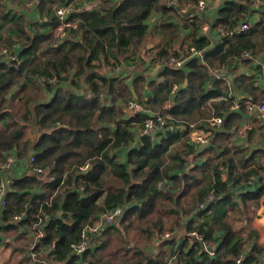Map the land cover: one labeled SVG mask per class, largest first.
<instances>
[{
    "label": "trees",
    "instance_id": "16d2710c",
    "mask_svg": "<svg viewBox=\"0 0 264 264\" xmlns=\"http://www.w3.org/2000/svg\"><path fill=\"white\" fill-rule=\"evenodd\" d=\"M5 1L0 0V46L17 43L20 49L14 61L0 57V161L8 153L17 158L34 153L44 172L11 178L0 231H28L13 221V216L28 206L27 218L20 223L32 225L38 216H47L44 235L31 244L34 252L54 263L67 260L68 264H84L77 263L78 255L70 248L81 242L82 230L97 214L123 206L119 226L128 229L135 225L150 241L165 230L160 215L163 210L178 213L182 208L185 215L209 216L197 227L191 219L187 223L188 231L201 234L203 241L193 242L185 264H199L196 255L203 242L214 240L217 230L224 233L213 251L217 250V255L225 248V252L212 258L204 251L201 260H209L207 264L255 263L263 249L255 246L240 258L246 241L238 237L232 242L240 231L232 222L250 220L245 202L259 203L264 184L255 193L242 192L243 201L237 203L229 183L261 182L264 149L252 151L235 143L241 127L237 121L244 111L230 109L231 86L227 80L212 81L204 63L191 60L188 73L167 68L156 78L144 76V69L154 59L170 52L180 55L182 49L187 52L178 26L167 20L158 33L164 44L154 58L140 57L142 48L149 51L146 21L154 12L167 11L165 0H103L93 9L76 10L70 17L80 24L77 40L56 36L57 19L50 7L53 0L38 2L41 18L31 24V29L23 13L6 10ZM254 1H228L220 8L217 23L234 27ZM226 42L229 45L223 52L222 42L211 47L206 37L193 40L197 48L205 50L209 65L225 63L241 58L243 50L264 51V19L247 32L226 37ZM132 63L140 74L130 85L117 75L107 74L110 67ZM186 80L187 86L171 96L173 85H183ZM233 84L255 98L254 81L247 75L234 76ZM134 93L141 109L131 115L127 105ZM220 96L226 99L218 100ZM170 97L173 104L164 109ZM157 114L169 115L168 124L183 129L160 131L155 138L141 135L135 142V133ZM212 117H223L224 122L221 128L212 129L210 146L200 156L210 155L201 164L195 161L188 165L184 154L194 149L182 148L179 143H186L184 137L191 123L205 128ZM28 129L30 138L26 137ZM247 133L249 138L254 134L250 130ZM124 146L130 148L126 161H121L117 149ZM219 162L229 168L226 180L218 169ZM85 163H90V169L78 174L77 168ZM186 166L183 176L175 173ZM3 176L4 169H0V184ZM68 185L72 188L67 189ZM178 188L180 193L175 191Z\"/></svg>",
    "mask_w": 264,
    "mask_h": 264
},
{
    "label": "crops",
    "instance_id": "0c3cea01",
    "mask_svg": "<svg viewBox=\"0 0 264 264\" xmlns=\"http://www.w3.org/2000/svg\"><path fill=\"white\" fill-rule=\"evenodd\" d=\"M39 1L40 0H6L5 6L8 12L20 11L21 13H23L27 19V26L29 29H31L33 26L31 24L37 22L41 18V13L38 8ZM71 1L73 2V5L77 8V10L82 11L97 7L98 3L103 0H71ZM106 1L117 3L120 0H106ZM167 1L168 0H165L164 2L165 6L167 7L166 12L164 11L154 12L153 15L146 21L148 26L146 39H147V44L149 46V51H151V48H153L154 51L153 58H154V55H156L158 48L162 44H164V40L158 36V33L161 30V23L170 20L173 21L178 26V29L180 31V39L182 41L181 44H184V46L187 48V52H184L182 49L180 55H177L174 52H170L168 54L163 55V57L175 55L180 58H185V57L187 58L190 55V48L192 46H195L193 40L197 38H201L195 35L196 30L197 29L199 30V28L196 25V21L193 23L190 22L189 16L194 14L195 20L199 19L200 17L202 19L208 17L209 20H212V22H214V19L216 17V11L215 9H209L205 13H201L198 11H190L188 13H182L177 7H173V8L168 7ZM179 1L180 4L182 5L187 0H179ZM67 3H68L67 0L66 1L53 0V3H51L50 7L53 9V11H55V16H56V7L58 5H67ZM219 17L220 15L218 12V18L216 19L215 22L216 26L223 25L221 23L219 24L217 23L220 19ZM260 18L264 19V8L262 7L261 9H256V8H251L250 6L249 12L240 20L242 21L250 20L253 23H257L258 20H260ZM223 26H227V25L224 24ZM153 33H155V35H153ZM208 38L211 42V47H213L215 44L222 42L223 52H225L226 49L228 48L229 44L226 42V38L220 39V36L216 31V27H213ZM77 39H79V37L73 40H77ZM11 49L18 55L20 46L17 45V43H15V45H13ZM252 55L256 56L260 60L261 62L260 65H257L252 60L247 61L244 57H242V53H241V58H237L235 60L230 58V60H228L225 63L215 64V65H209L205 57L203 58L190 57L187 58L185 67L183 68L172 67V66H160L159 64L162 58L159 57L158 59H154L153 62L148 63V65L144 69L145 71L144 76L148 80L156 78L161 70L164 71L167 68L178 69L184 71L185 73H188L191 71V67L189 64L190 61L196 59L198 62L204 63L206 65V67L208 68V72L210 74V78L212 79V81H215L214 76L211 73L210 69L212 67L222 68L225 71L226 77L220 81H226V80L228 81L229 85L231 86L230 95L232 94L233 96V102H231L230 109L232 111L233 110L244 111L242 114L243 115L242 118L237 121L238 125L243 126L245 123H249L251 125L250 131L254 132L251 138H249L247 133V135H245L242 139H239L238 137V139L235 140V143L240 144L241 146L244 147L249 146L252 151L259 148L264 149V121L256 113H250L246 107V103L250 100L258 101L259 99L260 100L264 99V51L252 52ZM115 68L123 69L119 77H121V79L124 80V82L128 83L129 85L132 84L133 80L140 74L139 67L134 63L129 65L121 64ZM255 73L257 75H255ZM240 74H245L248 77H250L251 82H252L251 76L256 77V79L253 80L254 81L253 86L256 87V93H255L256 96L254 99L252 98L251 95H248L249 93L247 91L237 90L235 84H233L234 76H239ZM108 75L116 76L115 74L113 75L109 74V72ZM187 84H188L187 80L184 82L183 85L182 84L180 85L179 83H175L173 85L170 95L176 96V93L178 92L180 87L181 86L186 87ZM145 93L147 94L148 91H146ZM245 96H248V98L244 99ZM222 99H226V98L222 96L218 98V100H222ZM131 100H136L138 103L136 93H134V96ZM167 101H170L173 104L172 99L170 97L164 102L163 105L164 109H165V103ZM127 112H128V105H127ZM193 124L197 125V123H193ZM180 128L182 127L180 126ZM176 129L178 128H175L173 130ZM189 131L190 130L188 129V133L187 135H185L186 138L184 137V140L186 139V143L184 141L183 143H179V145L182 146V148L190 149L191 147L192 149H194V151L189 150L184 154V158L187 160L188 165H190L191 163H195V161L196 163L201 164L203 162V159L206 158L208 155H210V153L205 154V156H200V155L204 151H206V149L210 146L211 142L209 141L208 147L206 149L200 151L201 146L195 144L194 141H192L191 137L189 136ZM159 133L160 131L154 133L151 137L155 138ZM135 140L138 141L140 140V136L138 135V132L135 133ZM129 148L130 146H124L120 149H117V155L119 156L121 161H126L127 152ZM216 149L222 150L217 147ZM31 154L29 153L28 157ZM22 158H26V156H23ZM256 158L260 160V156H256ZM218 169L222 175V178L224 180L228 179L227 177L229 174V168L223 165L221 162H219ZM186 170H187V166L183 169H179L175 173H177V175L183 176ZM20 173H21L20 164H17L16 166L12 167L9 171H6V174H8L11 178L21 177L24 175V173L22 175ZM262 184H264V177L261 182L255 181L254 183H248L247 181L245 183H241L240 185L237 184L236 186L233 185L231 182L229 183L231 189L229 192L235 194V199H234L235 202L242 203L243 201L241 196L242 192L247 190L252 193H255L257 187L261 186ZM175 191H179L177 193H180L179 188L175 189ZM209 198L213 199L211 196ZM245 203L246 205H248V211L246 213L250 217V220L248 221L243 219L232 222L234 225L236 224L235 226L236 229L240 230L238 231V234L235 235L232 242L239 240L238 237H241L243 240L246 241L244 245L245 247L244 251L241 253L240 258L247 252V250L255 246L261 247L263 251L257 254V259L253 264H264V194L261 200L259 201V203L253 201H249L248 203L247 202ZM201 206L203 207L204 205L201 204ZM102 214L100 213L97 214V216L93 219L91 224H95V226L96 224H100L102 221ZM123 214H124V207H123L122 215L118 217L117 221L114 224L112 225L104 224V226L101 229L97 230L96 233L92 235V240L95 241L93 245L95 246L87 250L86 251L87 253L77 252L78 255L77 263L81 262L84 264H151L153 262L155 264H165L168 261L171 262L173 261L174 264H185L184 259L187 258L185 256L186 252L189 250L193 242L203 241V237L201 236V234L193 233L195 231L192 232L188 231L187 223L191 219L193 221V226L197 227L199 225L204 224L205 221L209 219L208 215H203V216H198L194 214L185 215L183 214L182 208H179L178 213H176L174 210H172V212H164L163 210V213H161L160 215L162 217L164 224V229H165L164 232L161 234H156L155 237L152 238V240L147 241V239L144 237L143 230L137 229L135 225L128 229L121 228L119 226V221L122 219ZM135 224H137V221L135 222ZM22 228L24 229L26 227H22ZM252 230H255L254 231L255 235L252 236V238H250V233ZM24 231H25L24 234L21 233L19 234L18 232L20 231H0V264H68L67 260L59 263H54L52 261H49L47 258L38 255L36 252H34L33 246H31V244L33 245V243L37 241L32 230L29 229L28 231L27 230ZM223 233L224 232L222 230H217L214 234L213 241L203 242L204 244L201 247L200 252L196 255V258L200 261L199 264L209 263V260H204V258L203 260H201V255L203 254L204 251L206 252L208 251L209 257L212 258H216L218 255H222L225 252V248L219 250L217 255H216L217 250L213 251V249L218 248V246L220 245ZM186 242H187V246L184 248L183 244H185ZM111 247L113 248L111 249ZM182 251H183V255L181 258L180 253Z\"/></svg>",
    "mask_w": 264,
    "mask_h": 264
},
{
    "label": "built area",
    "instance_id": "2783aa9c",
    "mask_svg": "<svg viewBox=\"0 0 264 264\" xmlns=\"http://www.w3.org/2000/svg\"><path fill=\"white\" fill-rule=\"evenodd\" d=\"M231 0H187L182 5L180 4L179 0H168L167 6L168 7H177L182 13H188L190 11H198L201 13H205L209 9H215L216 11V17L214 19V22L212 20H209L208 17H205L202 19L201 17L197 20L194 19V14L189 16L190 22L193 23L196 21V25L199 28L195 32V35L197 37H206L208 38L213 27H216V31L218 35L220 36V39H224L226 37L234 36L236 33H244L253 28L254 23L250 20H239L235 24L234 27L230 26H223V25H215L216 19L218 18V12L220 8H222L226 3ZM251 8L261 9L263 7V1L262 0H255L251 5ZM77 8L73 5V2L67 4V5H58L56 7V19L57 24L55 28V34L59 39H75L79 37V29L80 24L78 20H73L70 17V14L74 11H76ZM209 39V38H208ZM205 50L199 49L195 46H192L190 48V55L187 58L190 57H205L204 54ZM0 57L2 59H7L10 61H14L17 58V54L8 47L0 46ZM242 57L244 58H250L254 63L257 65H260V60L252 55V52L250 50H243ZM187 58H180L175 55L165 56L160 61V66H172V67H179L183 68L185 67ZM260 67V66H259ZM123 71V69H121ZM211 73L214 76L215 80H222L226 77L225 71L222 68L219 67H212L210 69ZM254 75V73H253ZM255 75H257L255 73ZM256 77L252 76V80H255ZM176 88V87H175ZM172 103L170 101H167L165 103V109L170 108ZM246 107L250 113H256L263 121H264V99L260 100V102H254L253 100H250L246 103ZM141 107L137 103L136 100H131L128 104V114H134L137 111H139ZM170 116L157 114L151 118H148L144 124V127L140 129L138 132V135H150L152 136L154 133L158 131H167V130H173L175 128L179 127H173L171 124H168V120L170 119ZM224 119L222 117H212L208 120L205 128H199L196 124H191L189 127V136L191 137L192 141H194L195 144H198L200 146L202 145H208L212 133L213 128H221L223 125ZM251 130V125L249 123H245L243 126L240 127L238 131V137L239 139H242L246 133ZM138 140H135L137 142ZM17 164H20L21 166V175L24 173L26 174H42L44 172V168L41 167L37 163V159L34 153H32L28 158H17V156L13 153H8L5 156L4 161H0V169H4V176L2 179V182L0 184V225L2 223V212L6 208L7 201L5 198V193L8 190V186L10 184L11 177L6 174V171H9L12 167L16 166ZM91 165L90 163H85L77 168L78 174H83L86 171L90 169ZM23 175V176H24ZM22 177V176H21ZM67 189H71L72 185H68L66 187ZM56 194V193H55ZM27 208L17 213L13 216L14 223H17L19 226L26 227L34 233V236L36 235V239L44 235V226L43 221L46 219L45 216H38V221L34 222L32 225L28 223H20L24 219L27 218ZM46 213L45 211H43ZM123 213V207L122 206H116L113 207L111 210L106 211L102 214V221L100 224H91L87 225L83 231H82V242H80L78 245L71 247V251L77 252H86L91 247L95 246L93 245L95 243L94 240H92V235L96 233L97 230L101 229L104 224L106 225H112L114 224L118 217H120ZM196 233V232H193ZM172 258V257H171ZM171 260V259H170ZM167 264H171V261H168Z\"/></svg>",
    "mask_w": 264,
    "mask_h": 264
},
{
    "label": "rangeland",
    "instance_id": "374dc122",
    "mask_svg": "<svg viewBox=\"0 0 264 264\" xmlns=\"http://www.w3.org/2000/svg\"><path fill=\"white\" fill-rule=\"evenodd\" d=\"M59 3V2H58ZM57 3V4H58ZM1 46H4V47H8V48H11L10 46H8V45H1ZM139 54H141V55H143V58H144V60H148V59H151L152 57H153V54H154V51H147V49H145V48H142L140 51H139ZM108 72H109V74H111V75H113V74H115V75H117V76H120V74L122 73V70H121V68H113V67H110L109 69H108V71H107V74H108ZM249 102V101H248ZM254 102H260V99L258 100V101H254ZM31 129V128H30ZM30 129H28L27 130V135H26V137L27 138H30L31 137V131H30ZM28 157V155H26V158ZM235 226H236V224H235ZM237 239V238H236ZM113 247H111V249H112Z\"/></svg>",
    "mask_w": 264,
    "mask_h": 264
},
{
    "label": "water",
    "instance_id": "95a60500",
    "mask_svg": "<svg viewBox=\"0 0 264 264\" xmlns=\"http://www.w3.org/2000/svg\"><path fill=\"white\" fill-rule=\"evenodd\" d=\"M230 78H231V77H230ZM207 147H208V145L201 146V147H200V151L206 149Z\"/></svg>",
    "mask_w": 264,
    "mask_h": 264
},
{
    "label": "clouds",
    "instance_id": "9594fccd",
    "mask_svg": "<svg viewBox=\"0 0 264 264\" xmlns=\"http://www.w3.org/2000/svg\"><path fill=\"white\" fill-rule=\"evenodd\" d=\"M116 206H121V205H116ZM123 207V206H122Z\"/></svg>",
    "mask_w": 264,
    "mask_h": 264
}]
</instances>
